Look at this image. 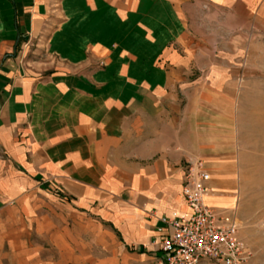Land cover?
<instances>
[{"label":"crops","instance_id":"obj_1","mask_svg":"<svg viewBox=\"0 0 264 264\" xmlns=\"http://www.w3.org/2000/svg\"><path fill=\"white\" fill-rule=\"evenodd\" d=\"M260 35L264 0H0V264L151 263L197 162L241 228Z\"/></svg>","mask_w":264,"mask_h":264},{"label":"built area","instance_id":"obj_2","mask_svg":"<svg viewBox=\"0 0 264 264\" xmlns=\"http://www.w3.org/2000/svg\"><path fill=\"white\" fill-rule=\"evenodd\" d=\"M209 173L201 163L188 164L182 196L187 212L163 217L156 236L148 246L154 254L149 264H246L250 253L238 234L240 223L234 212L217 211L204 199Z\"/></svg>","mask_w":264,"mask_h":264},{"label":"rangeland","instance_id":"obj_3","mask_svg":"<svg viewBox=\"0 0 264 264\" xmlns=\"http://www.w3.org/2000/svg\"><path fill=\"white\" fill-rule=\"evenodd\" d=\"M256 39L255 54L261 61L257 74L264 79V35ZM239 103L243 109L239 120L246 130L242 132L241 147L237 148L240 150L237 165L243 176L236 180L240 189L237 205L244 217L238 235L252 255L246 264H264V82L252 86Z\"/></svg>","mask_w":264,"mask_h":264}]
</instances>
